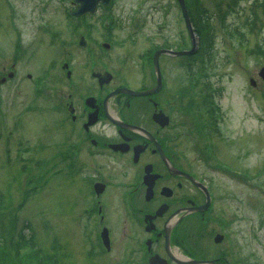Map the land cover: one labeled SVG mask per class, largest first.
Returning a JSON list of instances; mask_svg holds the SVG:
<instances>
[{"label":"rangeland","instance_id":"374dc122","mask_svg":"<svg viewBox=\"0 0 264 264\" xmlns=\"http://www.w3.org/2000/svg\"><path fill=\"white\" fill-rule=\"evenodd\" d=\"M46 1L9 0L17 10L12 16L5 0H0V76L12 69L17 73L14 80H6L0 87V264H111L113 253L135 244L131 239L119 237L123 234V221L128 233L137 228L125 212L126 198H120L121 190L112 181L104 203L114 235L119 238L114 242L113 253L101 256L95 226L99 225L97 215L90 220L95 227L94 248L88 247L83 230V225L91 224L80 218L87 194L94 196L87 179L99 172V155L82 152L77 161L63 167L61 172L54 173L52 167L51 155L57 149V141H63L65 133L70 132L68 121L56 110L58 94L65 99L70 90L62 68L66 51L72 49L78 81L83 76L89 79L84 63L86 52L90 53L92 47L98 56L99 50L107 55L103 53V63L115 73L116 82L137 86L148 81L149 71L153 80L147 60L150 48L188 45L189 35L177 0H115L112 8L107 10L100 5L83 22L70 21L67 13L72 9L71 0ZM185 2L191 20L202 19L201 7L205 8L212 48L205 47L208 54L193 63L194 72L197 70L199 74H189L186 61L177 56L161 55L169 99L174 100L173 105L179 95L185 100L200 99L197 92L208 80L221 87L219 103L223 108L227 106L226 120L231 137L238 144L235 147L247 146L246 154L242 148L244 156L240 153L230 163L249 172L247 180L235 176L229 179L237 195L245 197L243 209L248 214L246 221L233 218L231 238L236 244H244L241 255H247L246 264H264V196L258 190V184L264 187V83L257 75L264 65V0ZM43 5L48 6L41 12ZM44 24L49 26L46 31L42 30ZM108 25H113L112 39L106 34ZM84 26L92 29L90 34L98 43L110 39L112 47L102 50L90 42L78 45L81 33L86 34ZM72 28L75 31L71 34ZM202 40L198 34L196 42L200 45ZM66 41H71V46ZM97 65L105 68L102 63ZM28 73L32 75L28 77ZM36 76L42 77L45 84L39 98L31 90ZM250 78L255 85L250 84ZM180 86L184 93L179 92ZM48 94L53 97L46 98ZM222 125L225 129L224 122ZM19 152H24L21 160H17ZM185 153L190 159L196 155L190 139L185 141ZM107 160L102 161L105 168ZM76 168L83 173L76 174ZM240 205V200H233L232 207ZM241 225L245 226L243 230ZM27 229L37 251L21 242L20 235L27 234Z\"/></svg>","mask_w":264,"mask_h":264},{"label":"flooded vegetation","instance_id":"af4514ba","mask_svg":"<svg viewBox=\"0 0 264 264\" xmlns=\"http://www.w3.org/2000/svg\"><path fill=\"white\" fill-rule=\"evenodd\" d=\"M98 54L93 49L86 53L89 79L83 76L78 81L75 69L74 75L72 69L65 71L70 90L65 99L58 94L62 100L57 101L56 110L68 121L70 132L57 141L51 159L54 169H62L77 161L82 152L99 155V172L87 179L92 187L99 183L95 187L98 193L87 196L86 202V209L91 208L86 212L97 215L99 255H111L120 237L135 244L113 253L111 264H244V255L231 243L230 227L233 218L237 220L234 213L240 218L242 214L232 207L233 200L245 197L237 195L229 179L245 180L233 174L238 167L231 164V158L239 156L242 148L246 154L247 146L235 147L238 144L226 120L227 106L221 110L226 129L221 136L210 98L194 102V122L185 124L184 101L172 104L164 73L161 87L153 94L108 98L125 84L115 81L112 70V75H103L108 69L98 68L103 53L99 50ZM147 60L152 69L151 54ZM155 84V77L151 81L148 74V81L130 86L146 89ZM191 132L197 135L192 142L196 155L186 163L185 141L193 139ZM204 137L212 140L209 148ZM103 159H109L107 168ZM112 181L121 190L120 198H126L125 212L138 228L128 233L123 221L119 237L114 235L104 203Z\"/></svg>","mask_w":264,"mask_h":264},{"label":"water","instance_id":"95a60500","mask_svg":"<svg viewBox=\"0 0 264 264\" xmlns=\"http://www.w3.org/2000/svg\"><path fill=\"white\" fill-rule=\"evenodd\" d=\"M76 1H78L81 5L73 13L76 14V15H80L81 13H83L85 11L92 12L99 0H76ZM101 1H102V3L106 4L109 0H101ZM178 2H179L180 7L182 9V12H183L186 24H187V28H188L189 34L191 36L192 47H191V49L186 50V51L185 50L184 51H172L170 49H159V50H156L154 52L153 62H154V66H155L156 73H157L158 85L160 83V79H159V73L160 72H159V66H158V61H157L159 53L167 52V53H172V54H175V55L191 53V52H193L194 46H195L194 34H193L191 23H190L188 14H187L185 2H184V0H178ZM259 74L264 78V66L262 68H260ZM3 80H4V78L0 79V82L3 81ZM157 87L158 86H156L155 88H152L150 90H146V91H134V90L127 89V88H118L114 93H117V92H120V91H125V92L131 93V94H135V95H143V94H147V93L153 92L155 89H157Z\"/></svg>","mask_w":264,"mask_h":264},{"label":"trees","instance_id":"16d2710c","mask_svg":"<svg viewBox=\"0 0 264 264\" xmlns=\"http://www.w3.org/2000/svg\"><path fill=\"white\" fill-rule=\"evenodd\" d=\"M201 10L203 12V14L200 16L202 17V19H195L192 17V22L194 23V28L195 31L200 34L203 38L202 42L204 44H207L210 41V38L208 37V33H207V28H208V22H209V15L207 14V12L205 11L204 7H201ZM203 31V33H202ZM203 35H205L203 37ZM198 56H200V52L198 53ZM189 68H191V66H189ZM21 237V242L26 245L29 249L35 250L37 251V247L35 244V241L32 238V235H25L24 233L20 235ZM38 254H41V252L38 250ZM52 259H54L52 257Z\"/></svg>","mask_w":264,"mask_h":264}]
</instances>
